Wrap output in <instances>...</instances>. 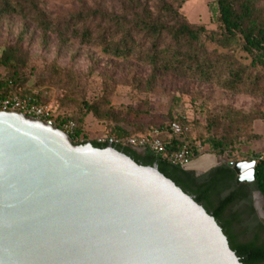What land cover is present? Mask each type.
Wrapping results in <instances>:
<instances>
[{"label":"water","instance_id":"water-1","mask_svg":"<svg viewBox=\"0 0 264 264\" xmlns=\"http://www.w3.org/2000/svg\"><path fill=\"white\" fill-rule=\"evenodd\" d=\"M222 164L236 186L254 181V161L203 155L181 168L201 176ZM0 264L242 263L215 219L156 166L0 112Z\"/></svg>","mask_w":264,"mask_h":264},{"label":"rangeland","instance_id":"rangeland-1","mask_svg":"<svg viewBox=\"0 0 264 264\" xmlns=\"http://www.w3.org/2000/svg\"><path fill=\"white\" fill-rule=\"evenodd\" d=\"M133 1L149 8L154 17L163 3L171 4L189 24L202 26L208 32L219 31L216 0ZM130 2L40 0V7L54 27L65 26L72 16L82 14V18L93 20L88 22L90 27L99 24L105 28L108 21L104 16L130 14ZM200 39L209 54L225 57L234 70L243 72V85L238 91L223 88L222 84L232 78L225 70L217 74L220 78L216 80H202L186 70H171L156 75L153 81L152 68L137 54L129 58L105 54L101 46L83 44L70 36L61 39L52 30L43 31L17 16L0 18V58L8 57L11 63L9 67L0 66V77L6 81L16 72L24 83L16 91L37 96L56 110L55 114L74 121L81 116L84 102L106 99L127 119L130 125L126 128L133 135L178 119L184 129L178 139L191 152L195 150L198 157L215 155L221 162H251L264 152V60L247 53L242 43L223 50L205 42L203 36ZM149 48L150 43L143 41L144 58ZM137 109L147 114L136 121L129 118L134 114L126 117L128 111ZM82 129L93 139L109 132L111 125L88 114ZM222 137L231 140V144L220 156L205 142ZM250 203L255 220L264 224V202L257 191L252 192ZM241 207L236 206L235 210Z\"/></svg>","mask_w":264,"mask_h":264},{"label":"trees","instance_id":"trees-1","mask_svg":"<svg viewBox=\"0 0 264 264\" xmlns=\"http://www.w3.org/2000/svg\"><path fill=\"white\" fill-rule=\"evenodd\" d=\"M130 3V14L119 13L111 18L104 16L103 19L108 21L105 28H101L99 24L90 27L88 22L93 20L82 18V14L72 16L65 26L54 27L41 9L40 0H0V18L17 16L30 21L43 31L52 30L61 39L70 36L83 44H95L101 46L105 54L119 58H129L137 54L139 60L143 59L152 68L153 81L156 75L171 70H186L202 80H216L220 78L217 74L225 70L232 74V78L222 84L223 88L238 91L243 85V72L234 70V65L232 66L230 60L225 57L209 54L205 44L201 42L202 36L205 42L214 43L223 50L242 43L247 53L255 55L258 60H264V0H216L220 27L219 31L211 32L202 26L189 24L171 4L163 3L159 14L154 17L151 10L140 5L138 1L131 0ZM117 37L119 39L115 41ZM143 41L150 43L145 58L141 51ZM10 65L8 57L0 58V66ZM13 73L14 75L6 81L0 77V98L12 95L30 96L27 92L16 91L24 83L19 80L16 72ZM31 97L36 103L45 104L37 96ZM83 109L81 116L75 119L76 122L71 117L60 116L55 114L56 110L53 111V119L57 125L65 121H73L79 125L76 136L82 135L85 142L78 144L71 137L75 145L89 142L96 148L107 147L96 144L83 132V120L91 114L96 120L111 125V129L106 133L115 138L150 136L154 130L159 129L164 131L163 139L167 142L168 152L187 146L178 139L179 137H169L166 132L172 122H177L184 132L178 119L170 120L166 126L151 127L143 134L133 135L126 128L130 123L120 112L110 107L106 99L90 104L84 102ZM132 114L134 116L129 117ZM145 114L147 113L137 109L128 111L126 117L136 121ZM205 143L221 156L231 144V140L222 137L209 139ZM113 148L130 157L138 165L156 166L162 175L201 205L215 219L226 236L229 247L242 264H264V224L255 220V210L250 203L253 191L260 192L264 197V160L255 162L252 183L236 186L234 170L224 164L197 177L195 172L171 165L148 149L137 151L130 148ZM193 151L195 157H198V153ZM256 157L257 155L252 161ZM236 206L242 207L235 210Z\"/></svg>","mask_w":264,"mask_h":264},{"label":"built area","instance_id":"built-area-1","mask_svg":"<svg viewBox=\"0 0 264 264\" xmlns=\"http://www.w3.org/2000/svg\"><path fill=\"white\" fill-rule=\"evenodd\" d=\"M0 112H11L31 117L46 125L58 128L68 136L73 137L74 142L78 144L85 142L82 135L76 136L77 126L73 121H65L57 125L53 119L51 106L38 104L31 96L20 97L19 95H12L0 98ZM166 132L169 137L177 138L183 135V130L177 122H172ZM163 134L164 131L159 129L154 130L150 136L139 135L127 138H115L110 134L102 133L91 140L98 145L130 148L137 151L148 149L171 165L179 167L187 165L195 159L194 153L187 146H183L174 152H168L167 142L164 141ZM262 160H264V152L257 155L254 162Z\"/></svg>","mask_w":264,"mask_h":264},{"label":"flooded vegetation","instance_id":"flooded-vegetation-1","mask_svg":"<svg viewBox=\"0 0 264 264\" xmlns=\"http://www.w3.org/2000/svg\"><path fill=\"white\" fill-rule=\"evenodd\" d=\"M197 176V175H196ZM197 177H200V176H197Z\"/></svg>","mask_w":264,"mask_h":264},{"label":"bare ground","instance_id":"bare-ground-1","mask_svg":"<svg viewBox=\"0 0 264 264\" xmlns=\"http://www.w3.org/2000/svg\"><path fill=\"white\" fill-rule=\"evenodd\" d=\"M202 160H203V159H202ZM202 160H201V161H202Z\"/></svg>","mask_w":264,"mask_h":264}]
</instances>
